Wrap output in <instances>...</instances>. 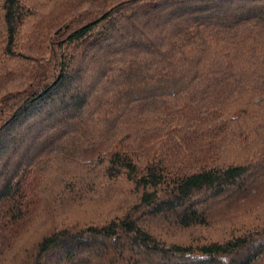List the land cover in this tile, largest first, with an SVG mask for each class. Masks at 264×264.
Here are the masks:
<instances>
[{
  "label": "trees",
  "instance_id": "16d2710c",
  "mask_svg": "<svg viewBox=\"0 0 264 264\" xmlns=\"http://www.w3.org/2000/svg\"><path fill=\"white\" fill-rule=\"evenodd\" d=\"M0 264H264V0H0Z\"/></svg>",
  "mask_w": 264,
  "mask_h": 264
},
{
  "label": "rangeland",
  "instance_id": "374dc122",
  "mask_svg": "<svg viewBox=\"0 0 264 264\" xmlns=\"http://www.w3.org/2000/svg\"><path fill=\"white\" fill-rule=\"evenodd\" d=\"M30 234V233H29ZM29 234H28V236H29Z\"/></svg>",
  "mask_w": 264,
  "mask_h": 264
}]
</instances>
